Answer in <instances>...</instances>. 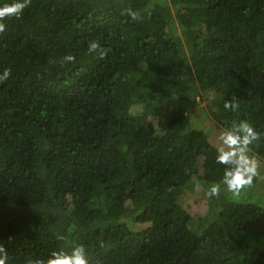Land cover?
<instances>
[{
	"label": "trees",
	"instance_id": "1",
	"mask_svg": "<svg viewBox=\"0 0 264 264\" xmlns=\"http://www.w3.org/2000/svg\"><path fill=\"white\" fill-rule=\"evenodd\" d=\"M0 22L7 264L77 245L90 264H264L260 174L207 198L226 166L193 123L199 104L223 131L246 120L264 163V0H31Z\"/></svg>",
	"mask_w": 264,
	"mask_h": 264
},
{
	"label": "clouds",
	"instance_id": "2",
	"mask_svg": "<svg viewBox=\"0 0 264 264\" xmlns=\"http://www.w3.org/2000/svg\"><path fill=\"white\" fill-rule=\"evenodd\" d=\"M31 5V0H16L11 4H4L0 7V21L6 18H21L25 8ZM121 15H127L132 20L140 21L143 19L138 11L126 8ZM5 31V24L0 22V33ZM99 50L101 58L105 55L104 50L96 41H91L88 46V54L96 53ZM75 57L71 54L64 56L60 64L64 66L67 63H74ZM55 63V61H53ZM11 75L10 69H5L0 75V83H3ZM226 110L236 111L239 103L236 100L225 101ZM261 133H258L254 127L246 120L239 123L232 122V126L217 137V156L216 163L225 165L222 181L213 183L205 191V196L209 199L219 198L222 186L227 193L231 194L233 200H240L254 186V181L259 177V165L253 156L249 153L252 151L251 145L259 141ZM201 185L196 184V189L200 190ZM171 190V189H170ZM57 240H65L63 235H57ZM8 253L0 244V264H7ZM27 264H90L89 256L84 245H77L71 248V251L64 249L54 250L47 259H29Z\"/></svg>",
	"mask_w": 264,
	"mask_h": 264
},
{
	"label": "rangeland",
	"instance_id": "3",
	"mask_svg": "<svg viewBox=\"0 0 264 264\" xmlns=\"http://www.w3.org/2000/svg\"><path fill=\"white\" fill-rule=\"evenodd\" d=\"M202 104L204 105V102H202ZM193 123L197 124L201 127H205L208 131V133L210 134L211 139L217 143V137L218 135L223 132V130H221L220 128H217L216 126L212 125V121H211V117L207 114L206 110L202 108V105H197L194 109V113H193ZM258 165H259V174L261 176V182H262V186H264V163L256 158L255 156H253ZM205 205V201L203 198H201L198 203L195 205V208L197 209H202Z\"/></svg>",
	"mask_w": 264,
	"mask_h": 264
}]
</instances>
